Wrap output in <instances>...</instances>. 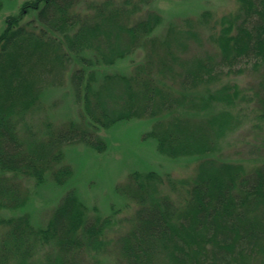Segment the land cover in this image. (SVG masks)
I'll return each mask as SVG.
<instances>
[{"label":"trees","instance_id":"16d2710c","mask_svg":"<svg viewBox=\"0 0 264 264\" xmlns=\"http://www.w3.org/2000/svg\"><path fill=\"white\" fill-rule=\"evenodd\" d=\"M235 1L234 13L212 24L209 12L201 15L198 25H211L205 28L213 50L190 55L200 43L191 20H185L188 29L169 27L158 37L159 14L132 18L152 0H138L131 9L128 0H27L6 17L0 33V214L25 205L20 178L36 185L47 177L57 186L67 182L64 146L79 142L101 152L98 130L143 117L151 121L143 139L154 141L158 154L197 162L189 179L134 171L117 187L136 207L129 230L113 245L121 264H264V145L250 168L219 154L225 137L241 126L245 102L255 104L264 122V0ZM28 14L32 19L22 23ZM127 58L128 74L106 71ZM248 69L256 85L244 100L237 84L222 79ZM67 77L83 126L48 123L43 138L28 139L43 96ZM112 224L113 216L89 217L69 189L42 228H34L27 213L0 216V264H86L85 257L104 253Z\"/></svg>","mask_w":264,"mask_h":264},{"label":"rangeland","instance_id":"374dc122","mask_svg":"<svg viewBox=\"0 0 264 264\" xmlns=\"http://www.w3.org/2000/svg\"><path fill=\"white\" fill-rule=\"evenodd\" d=\"M27 0H3L0 8V33L4 29L5 19L18 14L21 5ZM97 4L103 0H85ZM129 9L137 5L138 0H128ZM122 3L123 0H117ZM85 5L80 7L84 11ZM237 8L235 0H152L149 6H139L132 18L140 20L147 11L155 12L161 17V24L153 35L162 36L167 28L174 27L179 30L188 29L185 20L189 19L199 31L200 43H193L189 55L204 50H213L209 40L210 30L205 27L211 25H198L204 12L211 14V24L223 15L234 13ZM85 12H87L85 10ZM32 19L30 14L24 16L22 23ZM197 40V41H198ZM198 45H202L199 47ZM196 47L198 50H196ZM142 55H139L138 60ZM132 58L118 61L107 72L128 74L132 66ZM135 60V59H134ZM256 74L248 69L242 74H231L223 77V83H235L243 93V98H250L256 85ZM43 108L33 115L32 125L35 127L28 139L44 137L45 124L60 127L66 123L75 122L83 126L79 117V108L74 102L68 77L62 87L49 90L42 99ZM240 114L241 126L227 135L222 141L220 157L223 160L242 163L250 168L258 163L259 155L264 145V122L257 120V111L253 102L244 104ZM44 122V123H43ZM151 121L139 117L117 123L108 129H100L95 135L104 145L101 152L83 143H73L63 147V163L71 168V175L62 186H57L52 179L46 178L41 185L34 181L19 179L20 186L25 192L26 202L22 209L15 211L4 210L0 216L8 218L27 213L31 225L38 229L45 226L55 206L63 194L74 189L79 200L88 209L89 217H112L113 224L106 230V246L104 253L85 257L86 264H121L114 251V244L118 238L129 230V218L135 212V205L121 197L117 187L123 184L127 176L134 172L155 171L160 176L179 180L189 179L193 176L196 160L192 158L170 159L157 153L155 142L144 140V134L150 129ZM33 135V137H31ZM260 159V158H259ZM0 228V235L2 233ZM39 255L34 259L39 262Z\"/></svg>","mask_w":264,"mask_h":264}]
</instances>
